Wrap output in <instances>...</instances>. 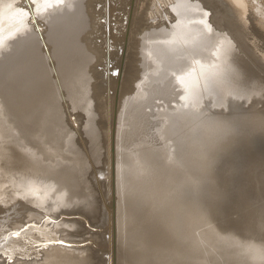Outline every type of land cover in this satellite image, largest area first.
Returning <instances> with one entry per match:
<instances>
[{
  "label": "bare ground",
  "instance_id": "1",
  "mask_svg": "<svg viewBox=\"0 0 264 264\" xmlns=\"http://www.w3.org/2000/svg\"><path fill=\"white\" fill-rule=\"evenodd\" d=\"M0 264H264V0H0Z\"/></svg>",
  "mask_w": 264,
  "mask_h": 264
},
{
  "label": "rangeland",
  "instance_id": "2",
  "mask_svg": "<svg viewBox=\"0 0 264 264\" xmlns=\"http://www.w3.org/2000/svg\"><path fill=\"white\" fill-rule=\"evenodd\" d=\"M222 22H223V21H222ZM90 229H92V231H94V232H97V231H96V230H97L96 228H90ZM86 243H88V242H86ZM86 243H85V245H86ZM90 244H91V243H90ZM79 245H80V246H82V245L85 246L84 243H83V244H79ZM37 250H38V249H37ZM41 253H42V252L38 253L39 255H37V256H36V255H32V258L35 259L36 257H38V260L41 261V260L43 259V257H42L43 255H40ZM42 254H43V253H42ZM39 256H40V258H39ZM106 257H107V256H106ZM18 258L20 259V258H23V257H18ZM32 258L30 257L29 259H32ZM41 258H42V259H41ZM23 259H24V258H23ZM11 263H13V262H11Z\"/></svg>",
  "mask_w": 264,
  "mask_h": 264
},
{
  "label": "snow or ice",
  "instance_id": "3",
  "mask_svg": "<svg viewBox=\"0 0 264 264\" xmlns=\"http://www.w3.org/2000/svg\"><path fill=\"white\" fill-rule=\"evenodd\" d=\"M19 8H20L21 11L25 10V6L23 4L19 5ZM28 10H31V6L30 5L28 6ZM17 235H18V233H17Z\"/></svg>",
  "mask_w": 264,
  "mask_h": 264
}]
</instances>
